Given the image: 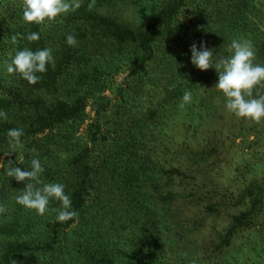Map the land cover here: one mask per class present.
<instances>
[{
	"label": "rangeland",
	"instance_id": "1",
	"mask_svg": "<svg viewBox=\"0 0 264 264\" xmlns=\"http://www.w3.org/2000/svg\"><path fill=\"white\" fill-rule=\"evenodd\" d=\"M167 1L101 0L97 5L95 0L94 9L141 24L157 18ZM18 3L21 0H0V28L12 29L7 19L14 18L10 15ZM221 26L227 34L215 31ZM240 38L251 40L255 62L264 65L256 47L264 40V0H184L173 23L157 36L160 56L161 50L169 55L157 60L152 70L140 72L141 77L134 76L126 57L114 61L103 79L107 87L89 96L79 125L57 124L23 135L24 148L6 156L11 150L7 129L0 141V162L5 165L11 160L13 166L30 170L37 158L45 169L41 178L65 185L69 195L76 179L73 172L67 179V170L86 146L90 172L83 204L75 210L78 215L64 225L52 211L61 207L56 200L44 215L19 205L15 198L26 181L17 182L0 168V204L7 209L0 214V226L11 223L18 235L0 233V262L2 245L19 240L46 245L11 254L6 264H88L87 249L95 253L90 264H159L152 245L166 228L165 239L174 245L171 264H264V121L257 124L229 113L215 88L190 90L192 102L184 108L183 96L171 99L167 90L195 77L190 69L193 43L198 50L202 42L207 48L215 46V59L229 55L228 45ZM17 87L16 76L0 61V100L12 98ZM99 95L106 98L98 100ZM25 106L0 101V111L13 122L31 112L28 102ZM179 166L192 186L197 183L207 191L202 204H212L213 211L189 195L175 196L170 205L161 202L163 181ZM119 215L112 226L113 216ZM130 223L134 227L124 229Z\"/></svg>",
	"mask_w": 264,
	"mask_h": 264
},
{
	"label": "trees",
	"instance_id": "2",
	"mask_svg": "<svg viewBox=\"0 0 264 264\" xmlns=\"http://www.w3.org/2000/svg\"><path fill=\"white\" fill-rule=\"evenodd\" d=\"M96 1L97 5L101 2V0ZM183 2L184 0H168L161 10V6L159 7L160 11L157 18L141 24L111 17L108 14H102L94 8L89 11L88 4L82 3L78 10L71 12L66 18L61 19L62 22H54L49 27L41 30L43 27L41 25L24 22L21 0V3H18L17 12L10 15V17L14 16V18L7 19V22L12 24V29H8V27L0 28V61L5 64V61L10 59L8 54L12 53L14 55L19 50L29 49L36 51L51 48L55 67L53 68L49 64L46 72L37 73L41 78L35 84H29L19 75L12 74L16 76L19 87L12 90V92H15L12 94V98H2L0 101L7 105L13 102V104L22 109H26L25 103L28 102L31 112L28 115H18L16 122H13V120L0 121V141L4 139L7 129L22 128L24 135H26L43 128L53 127L57 124L61 125L72 122L79 125L85 119V108L88 99L96 93H101L105 90L107 86L103 79L105 80V76H108L113 69L112 63L123 59L122 57H126L130 61L132 65L131 72L136 77H141L140 72L152 70L156 61L164 60L163 56L169 52L168 50H161L160 56L156 42L157 36L163 28L166 29L173 23V18ZM195 16L198 19L199 15L195 14ZM222 29L221 26L215 31L222 32ZM223 31L225 34L228 33L225 29ZM32 32L39 33V40L29 41L27 39V36ZM235 33H238V30ZM69 34L74 35L77 40V45L74 47L66 43V37ZM13 36H16L15 43L12 41ZM256 39H260V37ZM256 47L259 56L264 57V40H261ZM213 48L215 46L208 49L211 50ZM190 69L194 72L193 75L195 77L191 80L187 79L179 82L176 86L167 89L170 91L169 98H180L186 90L190 91L201 87L213 89L214 85L218 82V74L215 68L200 71L194 65H190ZM189 76L191 75H187L184 78H188ZM23 90L28 94L23 95ZM258 91L264 94V89H259ZM9 93L10 89L8 88V91H5V95L8 96ZM105 98V96L99 95L97 99L104 100ZM106 106L107 103L101 104L100 109L104 110ZM154 115L155 113H152L151 117L154 118ZM88 150L89 148L84 146L81 149L83 153L78 154L77 159H74L73 167L69 165V169L67 170V179H69L72 172L75 173L73 177H75L76 182L69 194L72 201L71 210L74 211L83 204L84 195L87 190L86 186L89 181L90 167L85 157ZM171 169L175 171H172V174L163 181L161 186L159 196L161 202L169 204L175 196L189 195L192 196L197 205L213 211L212 204H202L206 197L205 192L207 193V191L204 192L202 187H200L201 185L197 183L192 186L191 180L187 178V174L181 166L172 167ZM66 181L68 184L69 180ZM70 184L72 183L70 182ZM121 217L120 215L113 216L111 221L112 226L115 224L114 221ZM70 220L62 222V224L66 225L70 223ZM11 225L13 224L5 223L4 226H0V233L18 236L14 230L11 231V228H13ZM126 227L124 229H130L134 225L130 223ZM167 231L166 228H162L161 238L153 240L157 245L154 244L152 247L156 251L159 264H171L172 258L169 253L174 248V245L165 239V236H168L166 234ZM136 232L138 233V231ZM142 241V245L146 246L145 240L142 239ZM36 243L33 241L8 240L7 243L2 245L4 249L0 264L8 263L11 254L46 245L43 242L41 244ZM148 252L150 259H153L154 255L150 250ZM85 253L90 256V260L95 255L94 250L91 249H87ZM104 256L103 254L102 257ZM89 259L87 260L88 264H90Z\"/></svg>",
	"mask_w": 264,
	"mask_h": 264
},
{
	"label": "clouds",
	"instance_id": "3",
	"mask_svg": "<svg viewBox=\"0 0 264 264\" xmlns=\"http://www.w3.org/2000/svg\"><path fill=\"white\" fill-rule=\"evenodd\" d=\"M82 5V0H22V18L26 23H34L43 26L41 30L57 22L61 16L75 12ZM95 6V0H91L88 10ZM59 22H62L59 21ZM40 36L38 32H32L27 36L29 41H37ZM13 43L16 36L12 37ZM69 46H76L77 40L74 35L66 37ZM191 63L200 71H207L215 68L218 74V82L214 88L221 92L225 98L226 110L237 118L250 120L257 124L264 121V94L258 90L264 89V65L256 63V50L251 40L240 38L233 39L227 47L229 55H221L214 59L213 50L208 49L202 42L200 49L193 43L190 47ZM10 59L5 61V69L8 74H17L29 84L39 82L40 76L37 73L47 71L49 64L55 67V60L51 48L32 51L29 49L16 51L13 55L8 54ZM150 88V85H145ZM255 93V95H254ZM192 102V93L185 91L180 104L184 108ZM0 118L7 120V113L0 111ZM23 129L13 128L7 131L10 151L5 155L17 153L24 148L21 137ZM37 154L35 148L31 149ZM38 155V154H37ZM23 163L22 159L18 161ZM0 168H6V175L14 178L17 182H25L26 186L21 194L16 196V202L26 209L35 211L38 215H44L49 211L51 200H56L61 207L52 209L57 213L59 222H66L73 219L78 213L72 209V201L69 195L65 194V185L61 183H46L42 178L45 169L37 158L31 160L30 170H21L13 166L11 160L5 165L0 162ZM3 204H0V214L6 212ZM12 264H16L12 261Z\"/></svg>",
	"mask_w": 264,
	"mask_h": 264
}]
</instances>
